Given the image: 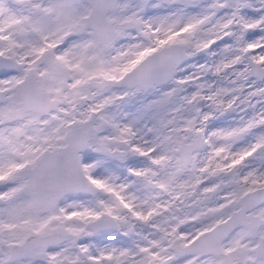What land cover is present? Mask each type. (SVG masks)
Returning a JSON list of instances; mask_svg holds the SVG:
<instances>
[{"label":"snow or ice","instance_id":"6c2138e0","mask_svg":"<svg viewBox=\"0 0 264 264\" xmlns=\"http://www.w3.org/2000/svg\"><path fill=\"white\" fill-rule=\"evenodd\" d=\"M0 264H264V0H0Z\"/></svg>","mask_w":264,"mask_h":264}]
</instances>
